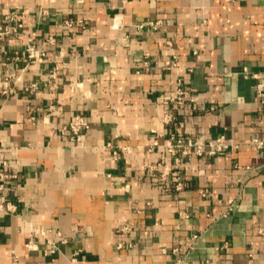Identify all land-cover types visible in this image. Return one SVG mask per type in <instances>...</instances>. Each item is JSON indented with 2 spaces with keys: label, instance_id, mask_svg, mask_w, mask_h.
Listing matches in <instances>:
<instances>
[{
  "label": "crops",
  "instance_id": "obj_1",
  "mask_svg": "<svg viewBox=\"0 0 264 264\" xmlns=\"http://www.w3.org/2000/svg\"><path fill=\"white\" fill-rule=\"evenodd\" d=\"M11 13L0 264H264V120L243 73L264 80V0H0ZM179 81L186 99L158 104ZM77 113L79 138L61 131Z\"/></svg>",
  "mask_w": 264,
  "mask_h": 264
},
{
  "label": "built area",
  "instance_id": "obj_2",
  "mask_svg": "<svg viewBox=\"0 0 264 264\" xmlns=\"http://www.w3.org/2000/svg\"><path fill=\"white\" fill-rule=\"evenodd\" d=\"M17 20V14L16 13H11L5 16L3 21H0V49H1V44H2V40L4 38L7 37V35H9L10 33H18L20 31V24H16ZM68 25H71V22H66ZM154 26H157L160 22H151ZM51 40H53V38L50 37ZM28 56L30 58H32L34 55H38V56H44L45 53L44 52H39L37 50L34 49V47L30 46L28 47ZM178 66V62H177V57L173 56L172 60H168L166 62V64L164 65L165 68H175ZM191 70V69H190ZM243 73L245 76H249L252 75L254 78L257 79L256 82V96L258 98V100L261 103V110H262V116H263V120H264V80L260 78L259 73L257 72H251L249 71L247 68H245L243 70ZM51 77H54L55 79L56 77V73H53ZM19 78L16 77L14 75H6L4 77V86L2 88V90H0V93H8L9 91H12L10 88V85L15 84L16 81ZM181 81V80H180ZM179 81V82H180ZM32 87H38V83L34 82L32 83L28 88H32ZM186 99L185 93H184V88L182 85V82H180L178 84V86L176 87V91L175 94L173 95H162L159 96V98H157V103L160 104L161 102H176V101H183ZM193 99V98H192ZM173 118V115L171 113H167L165 115V119L167 121L171 120ZM90 128V123L88 122V120L85 118V116L82 113H77L74 118L64 127L61 128L62 133H64L66 130H70L74 136H76L77 138L83 136L85 134V132ZM210 146L212 147L211 153H215L217 151L226 149L229 147V144L226 141V138L224 135H218L214 138V140H212L210 143ZM251 144H253L254 146H256V148L258 149H262L264 148V139H260L258 137H253L251 139ZM183 141L181 139L176 140V144H172L169 147V150H173L176 147H182ZM202 150L203 148L198 145V148L196 149V153L197 154H202ZM187 153V150H184V154ZM8 165V164H7ZM159 164H157L158 166ZM157 166L153 169L158 170V172H160V175L162 178H166L168 176V172L170 170L169 166H165L163 167V169L157 168ZM253 166H247V168H252ZM262 169L264 171V164L262 165ZM1 177H6V175L4 173H0ZM177 188L180 189L182 188V183L179 181L177 183ZM235 204L233 202L230 203L227 212L233 210ZM0 208L1 209H7V210H13L15 208V205L11 202H8L6 204L0 202ZM225 212V213H227ZM124 228L129 229L128 226H124ZM192 238H197V234H194ZM52 243V247L50 250H48V252H54L56 249V244L54 242ZM26 246L28 249H36L37 248V244L34 241L33 238H30L27 243ZM76 258H71L70 260V264H74L76 262ZM176 264H187L184 260H179Z\"/></svg>",
  "mask_w": 264,
  "mask_h": 264
}]
</instances>
